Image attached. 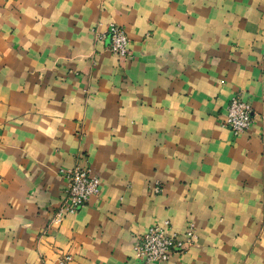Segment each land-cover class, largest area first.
<instances>
[{
	"label": "crops",
	"instance_id": "1",
	"mask_svg": "<svg viewBox=\"0 0 264 264\" xmlns=\"http://www.w3.org/2000/svg\"><path fill=\"white\" fill-rule=\"evenodd\" d=\"M74 165L99 191L54 222ZM164 220L196 237L161 264H264V0H0V264H140Z\"/></svg>",
	"mask_w": 264,
	"mask_h": 264
},
{
	"label": "built area",
	"instance_id": "2",
	"mask_svg": "<svg viewBox=\"0 0 264 264\" xmlns=\"http://www.w3.org/2000/svg\"><path fill=\"white\" fill-rule=\"evenodd\" d=\"M109 50L118 57L131 56L128 47V37L125 29L116 23L107 27ZM252 109L248 101L240 94L230 97L226 105L225 118L221 124L227 127L233 135L247 130L252 122ZM59 172L65 179L64 194L53 212L52 220L59 222L65 214H73L86 204L91 195L99 191V179L88 167L74 165L60 168ZM160 190L154 186V191ZM169 221L155 222L139 236L134 249L140 258V264H161L167 261L174 252L181 253L196 237L193 224L189 223L184 231V237L169 233ZM69 256L64 257L68 259Z\"/></svg>",
	"mask_w": 264,
	"mask_h": 264
},
{
	"label": "rangeland",
	"instance_id": "3",
	"mask_svg": "<svg viewBox=\"0 0 264 264\" xmlns=\"http://www.w3.org/2000/svg\"><path fill=\"white\" fill-rule=\"evenodd\" d=\"M52 216H53V214H52ZM52 216H51V217H52Z\"/></svg>",
	"mask_w": 264,
	"mask_h": 264
}]
</instances>
